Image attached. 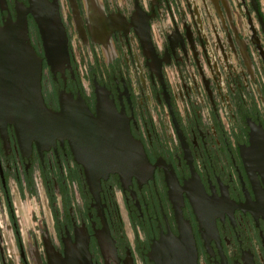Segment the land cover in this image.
Segmentation results:
<instances>
[{
	"label": "flooded vegetation",
	"instance_id": "1",
	"mask_svg": "<svg viewBox=\"0 0 264 264\" xmlns=\"http://www.w3.org/2000/svg\"><path fill=\"white\" fill-rule=\"evenodd\" d=\"M46 2L67 37L56 71L31 0H0V28L26 14L45 105L103 109L151 175L90 184L69 140L0 124V264H156L180 214L196 264H264V0Z\"/></svg>",
	"mask_w": 264,
	"mask_h": 264
},
{
	"label": "water",
	"instance_id": "2",
	"mask_svg": "<svg viewBox=\"0 0 264 264\" xmlns=\"http://www.w3.org/2000/svg\"><path fill=\"white\" fill-rule=\"evenodd\" d=\"M47 0H31L32 10L53 71L68 62V44L58 13ZM42 61L32 47L23 13L14 24L0 28V124L13 125L20 140L53 145L69 140L76 160L85 168L90 184L118 173L150 176L142 147L127 128H114L103 109L94 117L80 102H62L60 112L50 110L41 92ZM101 110V112H100ZM104 111V112H102ZM180 236L171 237L165 249L154 252L156 264H196L194 238L188 222L178 215ZM192 247V248H191Z\"/></svg>",
	"mask_w": 264,
	"mask_h": 264
},
{
	"label": "rangeland",
	"instance_id": "3",
	"mask_svg": "<svg viewBox=\"0 0 264 264\" xmlns=\"http://www.w3.org/2000/svg\"><path fill=\"white\" fill-rule=\"evenodd\" d=\"M21 206V212H22V215H23V221L24 222H30V217L32 215V212L33 210H35L36 208V205L34 203V201H30L29 199L25 202L23 201L22 204L20 205Z\"/></svg>",
	"mask_w": 264,
	"mask_h": 264
}]
</instances>
